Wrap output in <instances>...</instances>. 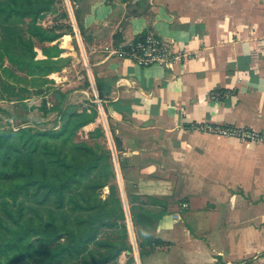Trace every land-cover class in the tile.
<instances>
[{
  "label": "crops",
  "instance_id": "1",
  "mask_svg": "<svg viewBox=\"0 0 264 264\" xmlns=\"http://www.w3.org/2000/svg\"><path fill=\"white\" fill-rule=\"evenodd\" d=\"M67 1L75 34L54 44L79 77L50 76L66 93H54L55 109L43 95L1 100L0 130L60 128L93 104L98 117L85 131L106 124L122 142L132 192L166 209L144 264H264V144L197 129L264 133V0ZM150 31L173 43L170 68L122 55Z\"/></svg>",
  "mask_w": 264,
  "mask_h": 264
},
{
  "label": "trees",
  "instance_id": "2",
  "mask_svg": "<svg viewBox=\"0 0 264 264\" xmlns=\"http://www.w3.org/2000/svg\"><path fill=\"white\" fill-rule=\"evenodd\" d=\"M68 18L63 0H0V59L20 63L21 69L28 64L29 75L36 77L43 64L34 62V39L54 42L60 37L52 36L40 22ZM21 24L28 25L29 38L18 32ZM20 49L28 62L16 56ZM11 93L0 94V101H24L32 91L13 88ZM35 94L43 95V91ZM57 103L54 99L53 109ZM46 106L44 100L45 112ZM96 116L97 111L92 116L67 113L59 130H0V264H119L124 252H133L119 189L108 184L116 179L109 152L74 142L76 133ZM113 138L123 172L122 142ZM106 186L110 194L104 200L98 192ZM127 198L133 226L145 234L138 242L144 264L160 243L151 230L166 209L161 201H151V206L161 207L152 211L140 196L128 194ZM105 229L119 230L120 236L102 239ZM127 264L136 261L131 258Z\"/></svg>",
  "mask_w": 264,
  "mask_h": 264
},
{
  "label": "rangeland",
  "instance_id": "3",
  "mask_svg": "<svg viewBox=\"0 0 264 264\" xmlns=\"http://www.w3.org/2000/svg\"><path fill=\"white\" fill-rule=\"evenodd\" d=\"M65 4V9L67 11V14H73V10L71 9V5L67 0H63ZM75 7V6H74ZM78 11L75 10V14H77ZM70 16L68 19L65 20H59L57 22H51V21H43L40 22V26H42L46 30H50V34L52 36L59 35L60 37L56 40L58 41L60 38H62L65 34L68 32L72 34V36L75 34L73 29L70 26ZM18 32H20L25 38H29V34L27 32L28 30V25H18L17 27ZM144 35V34H143ZM146 35V34H145ZM143 38V36H139L136 40H140ZM54 42H39L38 40L34 39L35 42V49L34 52L36 53L34 62L43 64L42 67L38 68L36 70V77H32L29 75V65L26 64L24 65L25 68L21 69L20 63H12L10 62L7 57H4L3 59H0V94L5 97L9 96L10 94L12 95V89L15 88V90L21 91V89L28 88V90H32L33 93L32 95H29V97L34 98L33 95H36L35 93L38 90L43 91V96L46 97L47 101H50L48 103V106H51L50 108L53 107V98L55 96V92L57 90L56 88V83L55 81L50 78L54 73H61L64 76L69 77V79H74V77L77 79L79 75L72 70H67V68L71 65V60L70 58L62 57L63 54V49L60 48L58 43L54 44ZM54 44V45H53ZM173 45V43H172ZM104 50H112V47L108 48L105 47ZM16 56L20 60H25L28 62V57L24 56L23 50H17L15 52ZM54 68L53 70H51ZM51 70V72H50ZM53 71V72H52ZM56 78V77H55ZM67 82H68V80ZM56 80H59L56 78ZM55 84V85H54ZM17 92V91H16ZM63 94V93H62ZM66 94V93H65ZM64 94V95H65ZM66 97V95H65ZM6 104L2 105L3 107L0 108H5ZM92 105L91 112H87V110L83 111L85 114L88 116H92L94 111H97L93 109L94 105ZM1 106V105H0ZM82 113V112H80ZM23 116V115H22ZM98 117V112L95 120ZM38 119V117H37ZM94 120V121H95ZM51 127V126H49ZM105 127V129H104ZM103 126H100L93 130L92 132H86L85 127L81 128L77 133L76 137L74 139V142L76 144L84 143L89 146L94 147L97 150H102L106 149L109 152V159L110 163L113 168V172L116 175V179H111V181L108 183L109 186H116L119 189L120 193V198L122 201L123 208L125 210L126 216H127V229H128V234H129V240L130 243L133 247V252H124L118 259L119 264H127L128 261L131 258H134L136 261V264H142L140 257H139V248H138V242L140 241V238L143 239L145 237V234L137 230L131 221V216H130V207H129V201H128V194H134L132 193V189L130 187V184L126 182V178L124 173L121 174L120 169H119V162H118V157H117V151L115 148L114 144V138L112 139L111 134L108 131L107 125L104 124ZM47 130H59V128L56 129H47ZM17 131V130H16ZM46 131V130H43ZM124 176V184H122V178ZM126 180V181H125ZM109 186L104 187L102 190L98 192V196H100L102 199H106L109 194H110V189ZM27 203H30L28 201ZM71 217L74 216L72 211L70 209H67ZM42 209V213H44ZM76 212L75 214H77ZM31 215V213H29ZM138 234L140 237H138ZM120 233L119 230L114 231L110 229H105L102 231L100 238H110L114 240V238L119 237ZM145 260V259H144ZM144 262V261H143Z\"/></svg>",
  "mask_w": 264,
  "mask_h": 264
},
{
  "label": "built area",
  "instance_id": "4",
  "mask_svg": "<svg viewBox=\"0 0 264 264\" xmlns=\"http://www.w3.org/2000/svg\"><path fill=\"white\" fill-rule=\"evenodd\" d=\"M121 53L124 58L141 67L157 64L164 68H170L174 60H176L172 42L152 31L148 32L140 40L131 42L121 50ZM219 96V93H214L213 98L217 99ZM197 129L203 133L236 139L244 143L264 144V133L249 128L206 123L200 124Z\"/></svg>",
  "mask_w": 264,
  "mask_h": 264
}]
</instances>
